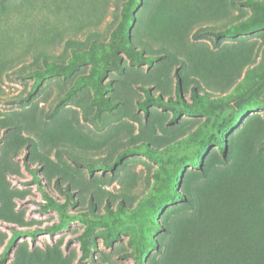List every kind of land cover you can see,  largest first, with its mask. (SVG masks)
Returning a JSON list of instances; mask_svg holds the SVG:
<instances>
[{
	"label": "rangeland",
	"instance_id": "obj_1",
	"mask_svg": "<svg viewBox=\"0 0 264 264\" xmlns=\"http://www.w3.org/2000/svg\"><path fill=\"white\" fill-rule=\"evenodd\" d=\"M128 1L0 0L6 264H163L189 194L264 180V0Z\"/></svg>",
	"mask_w": 264,
	"mask_h": 264
},
{
	"label": "trees",
	"instance_id": "obj_2",
	"mask_svg": "<svg viewBox=\"0 0 264 264\" xmlns=\"http://www.w3.org/2000/svg\"><path fill=\"white\" fill-rule=\"evenodd\" d=\"M135 3V0H129L126 4L122 29H129L128 23L132 20L131 10ZM208 31L218 40L227 36L232 29L212 28ZM122 46L129 54L137 52L128 36L122 41ZM194 73L197 76L195 82L200 86L202 73L199 70H194ZM235 73L236 70H233L220 80V91L226 92L236 85L240 74ZM32 74L35 87L49 75L47 70L41 69ZM141 89L147 96L139 103V107L148 112L151 88L141 86ZM193 96L199 103L206 101V94L198 93L196 89L193 90ZM156 100L160 102V97H156ZM222 152L225 153V149L222 148ZM27 167L31 169L28 164ZM172 178L173 181H179V176L170 175L166 184L170 185ZM259 180L227 170L224 177L214 182L208 181L198 194H189L190 212L173 225V236L167 245L163 264H264V180ZM171 194L179 195L176 191ZM150 242L153 243L152 240ZM138 250L140 253L145 252L141 246ZM6 262L7 253L3 252L0 264ZM137 262L142 264L141 257L137 258Z\"/></svg>",
	"mask_w": 264,
	"mask_h": 264
}]
</instances>
